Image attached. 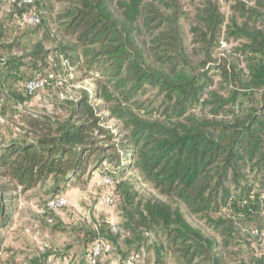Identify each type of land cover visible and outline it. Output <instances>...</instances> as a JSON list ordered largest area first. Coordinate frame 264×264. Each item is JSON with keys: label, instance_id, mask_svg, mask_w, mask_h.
Returning <instances> with one entry per match:
<instances>
[{"label": "trees", "instance_id": "trees-1", "mask_svg": "<svg viewBox=\"0 0 264 264\" xmlns=\"http://www.w3.org/2000/svg\"><path fill=\"white\" fill-rule=\"evenodd\" d=\"M201 1L206 8L191 29L203 45L195 63L182 38L187 16L178 0H57L66 5L58 17L61 37L75 44L55 52L95 87L64 100L65 112L27 118L21 135L0 144V230L9 225L17 193L49 182L51 198L64 196L65 184L99 171L113 180L124 234L113 236L107 221L87 230L73 211L81 223L72 232L86 242L122 237L135 249L129 253H138L151 233L152 264H237L249 247L245 237L264 235V0L238 3L246 20L226 29V40L242 42L233 59H212L224 20L215 4ZM40 10L34 0L1 12L0 104L31 99L24 85L51 69L43 41L21 42L23 32L44 24ZM29 11L41 15L40 24L20 28L17 19ZM110 120L117 122L112 128L105 125ZM136 183L154 195L140 199ZM253 251L238 264H264V250ZM48 256L55 258L47 253L30 264Z\"/></svg>", "mask_w": 264, "mask_h": 264}, {"label": "rangeland", "instance_id": "rangeland-1", "mask_svg": "<svg viewBox=\"0 0 264 264\" xmlns=\"http://www.w3.org/2000/svg\"><path fill=\"white\" fill-rule=\"evenodd\" d=\"M5 0H0V8H2ZM41 7V14L43 17V25L37 28L30 34H22L21 42L24 45H29L36 41H43L46 44V50H51V56L48 59L50 68L46 73H54L57 81L62 85L57 88H45L39 93V99H28L23 101L17 100L14 96L4 100L0 104V116L3 122H0V144L16 138L23 133L25 120L29 117H48L65 112L63 110L64 100H76L81 91L93 92L94 84L91 80H82V76L74 71L73 64L67 62L64 57L60 58L56 54V47L61 45H74L75 42L61 37L60 22L58 17L66 9V5L57 2V0H35ZM182 11L187 16L180 21L182 38L185 49L188 55L195 63L202 59L203 45L197 42L192 28L197 26V15L200 11L205 10L204 2L201 0H178ZM218 7L220 15L223 17L224 23L221 27V35L219 38V47L214 51L212 59L219 57L234 58L236 50L240 49L242 42L235 41L232 38H227L226 29L231 26L232 21H236L237 25H242L246 18L241 17V12L238 11L237 5L243 0H207ZM157 5V4H156ZM49 7L48 9H45ZM256 9L258 13L263 11L255 5L251 6ZM251 24V22H250ZM203 29V28H202ZM204 30V29H203ZM49 34V36H47ZM149 41V38H146ZM141 43V40H140ZM73 62L75 58H72ZM24 64L29 63L27 60ZM23 72L28 71L23 67ZM45 73V74H46ZM215 88L219 89V80L213 79ZM227 95L226 91L223 92ZM151 94L147 93L150 97ZM142 98L143 99H145ZM20 103L21 108L18 110L17 103ZM152 107V106H150ZM106 114V112H105ZM115 120H110L105 125L112 128L116 125ZM102 175L99 171H90L84 174L79 180L73 184H65L62 195L66 196L69 203L77 205L81 210H90V222H86L85 229L93 230L97 223H104L106 221L122 222L119 203L117 202L112 208H96L93 206L98 199L104 194L105 187L102 184ZM132 177L127 174L124 179ZM5 183L0 179V186ZM50 183L44 186L28 191L26 193H17V199L13 201L10 207L9 225L5 229L0 230V260L13 258L14 264H30L34 259H43L44 254H53L55 259H60V256L66 255L71 258L75 264L84 262V255L92 241L86 242L82 236L76 237L72 232L76 228L80 220L74 215L71 208L61 211L53 212L48 215L52 220L48 223L41 211L44 209L46 202L52 197L48 193ZM140 199L149 198L154 195V192L142 183L135 184ZM119 201V198L117 196ZM264 217V213L262 214ZM74 231V230H73ZM254 232L252 237L246 236L242 231L241 236L246 238L249 247L243 246V252L237 254L236 263L248 261V258L254 254L253 248L264 250V237H256ZM146 240L142 243V248L139 249L138 262L136 264H152L154 261L153 244L155 241L151 233L146 235ZM113 247L110 254L101 259L103 264L116 263L118 259H123L131 250L124 242L122 237H113V240L108 239ZM253 247V248H252ZM167 264H174L168 261Z\"/></svg>", "mask_w": 264, "mask_h": 264}, {"label": "built area", "instance_id": "built-area-1", "mask_svg": "<svg viewBox=\"0 0 264 264\" xmlns=\"http://www.w3.org/2000/svg\"><path fill=\"white\" fill-rule=\"evenodd\" d=\"M34 0H5L2 8H0V16L1 12L5 14H10L15 12V10H20L24 7L31 6ZM41 15L35 11L25 12L17 19V25L20 28L23 27H34L40 24ZM50 83H55L56 86L60 87L62 83L57 81L56 75L53 73H49L45 76H36L30 81H28L25 85L26 94L31 97V99L38 100L39 93L43 91ZM18 110H20L21 105L17 103ZM0 122H3V118L0 116ZM102 184L105 187L104 194L98 199L96 204L92 207L93 210L96 208H112L115 204V195L113 192V180L109 177H104L102 179ZM65 208H71L82 220L85 222H90V210L83 211L77 205L70 204L68 199L64 196H57L54 198H50L46 204L44 209L41 211V214L46 218L48 223H51L52 220L48 217L49 212H57L63 210ZM107 226L109 232L113 236H122L124 233L117 222L107 221ZM255 236L264 237L263 234L258 235L257 232L253 233ZM113 250L112 244L110 241L105 239H97L94 240L84 255V262L81 264H103L101 263V259L110 254ZM139 255L138 253L131 252L125 258L118 259L116 263L112 264H136L138 262ZM44 264H75L71 261V258L64 256L60 259H55L53 256L46 257Z\"/></svg>", "mask_w": 264, "mask_h": 264}]
</instances>
